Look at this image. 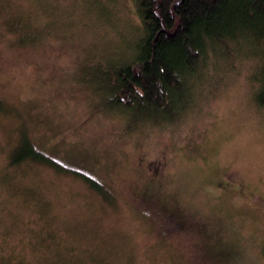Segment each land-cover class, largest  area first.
Returning a JSON list of instances; mask_svg holds the SVG:
<instances>
[{"label":"rangeland","instance_id":"1","mask_svg":"<svg viewBox=\"0 0 264 264\" xmlns=\"http://www.w3.org/2000/svg\"><path fill=\"white\" fill-rule=\"evenodd\" d=\"M6 3L0 264H264L259 60L212 64L173 124L132 121L79 80L99 87L88 59L129 50L140 32L131 0ZM12 14L31 32L21 42ZM22 133L53 162L10 163Z\"/></svg>","mask_w":264,"mask_h":264},{"label":"trees","instance_id":"2","mask_svg":"<svg viewBox=\"0 0 264 264\" xmlns=\"http://www.w3.org/2000/svg\"><path fill=\"white\" fill-rule=\"evenodd\" d=\"M11 1L0 0V9H7L6 2ZM131 1L140 32L129 50L88 59L85 67L94 70L85 69L87 77L98 79L99 87L91 88L79 78L97 98L106 99V110L120 108L132 121L142 119L146 124H173L189 112L196 84L212 64L224 59L231 63L246 54L259 60L253 76L257 101L264 106V0ZM18 18L12 14L5 22L9 32L20 33L21 42L20 36L31 32L21 30ZM21 136L10 163L53 162L25 133ZM225 251L224 256L233 253Z\"/></svg>","mask_w":264,"mask_h":264}]
</instances>
